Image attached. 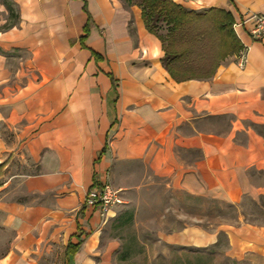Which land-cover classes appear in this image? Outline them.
Instances as JSON below:
<instances>
[{
    "label": "crops",
    "instance_id": "crops-1",
    "mask_svg": "<svg viewBox=\"0 0 264 264\" xmlns=\"http://www.w3.org/2000/svg\"><path fill=\"white\" fill-rule=\"evenodd\" d=\"M10 1L18 19L0 30V51L28 56L12 71L0 55V124L14 133L9 142L0 135V157L8 156L2 176L9 171L0 180V264H56L53 256L61 264H112L115 242L102 240L109 213L102 218L83 197L129 162L193 196L238 206L244 196L264 195V38L249 34V17L264 14V0H172L231 12L245 54L243 66L240 52L209 78L181 81L162 66L160 41L135 4ZM225 118L223 126L213 121ZM220 233L228 256L264 264V222L241 212L214 232L190 225L160 237L205 247ZM68 244L78 246L71 252Z\"/></svg>",
    "mask_w": 264,
    "mask_h": 264
},
{
    "label": "rangeland",
    "instance_id": "rangeland-1",
    "mask_svg": "<svg viewBox=\"0 0 264 264\" xmlns=\"http://www.w3.org/2000/svg\"><path fill=\"white\" fill-rule=\"evenodd\" d=\"M131 1L138 5L140 0ZM12 6L13 14H17L15 5ZM16 22V17L8 14L3 0H0V30ZM160 33H164L163 25ZM1 54L5 56L6 67L12 71L20 68V62L28 56L25 51L13 50L0 51ZM27 71L29 75L33 73L30 69ZM17 82L20 84L21 81ZM213 121L223 126L227 119ZM259 129L264 134V127ZM0 135L4 141L9 142L14 133L5 124H0ZM4 147H9L8 143ZM0 158L7 163V153ZM7 169L3 172L5 177L0 174V180L8 179ZM260 178L264 180V176ZM12 184L17 185L16 182ZM111 184L121 188L120 195L123 199L122 203L111 208L102 229V240L115 242L112 264H247L245 260L227 255V239L221 235L218 236L217 246L212 244L205 248L170 244L160 235L190 225H198L214 232L222 223H233L240 212L245 219L262 223L264 195L255 201L244 196L236 208L210 197L193 196L173 190L166 185L165 179L152 176L148 169L136 161L129 162L125 169H112ZM1 237L8 238L7 232ZM198 255H204L205 260L198 263ZM51 258L56 260V264H61L60 256Z\"/></svg>",
    "mask_w": 264,
    "mask_h": 264
},
{
    "label": "trees",
    "instance_id": "trees-1",
    "mask_svg": "<svg viewBox=\"0 0 264 264\" xmlns=\"http://www.w3.org/2000/svg\"><path fill=\"white\" fill-rule=\"evenodd\" d=\"M123 1L127 5L132 4L131 0ZM3 3L8 14L18 19V14H13V3L9 0H3ZM137 6L140 8L144 26L160 41L163 51L160 59L162 66L176 81L209 78L225 58L237 54L244 48L233 29L234 19L231 12L224 9L215 7L188 9L172 0H140ZM83 8L86 12L85 6ZM89 22L90 17L87 14L83 26L84 34L80 37L82 46ZM12 25H6L4 29ZM162 25L163 34L160 33ZM91 54L95 53L91 51ZM5 164L6 161L0 163V174ZM227 204L238 207L231 203ZM220 235L226 238L224 233ZM218 243L219 239L213 245L217 246ZM77 246L78 244H68L66 248L70 247V251L74 252ZM196 258L198 263L205 260L204 255H198Z\"/></svg>",
    "mask_w": 264,
    "mask_h": 264
},
{
    "label": "built area",
    "instance_id": "built-area-1",
    "mask_svg": "<svg viewBox=\"0 0 264 264\" xmlns=\"http://www.w3.org/2000/svg\"><path fill=\"white\" fill-rule=\"evenodd\" d=\"M249 19L252 25L249 34L254 39L264 38V14H252ZM240 23H234L233 28ZM243 50V49H242ZM240 51L239 65L243 66L245 62V54ZM123 202L119 189L111 185L108 179H104L90 188H88L83 197V204L91 210L97 211L102 217L106 218L111 208Z\"/></svg>",
    "mask_w": 264,
    "mask_h": 264
}]
</instances>
